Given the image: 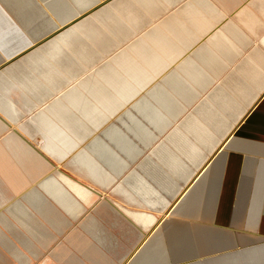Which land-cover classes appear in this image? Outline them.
<instances>
[{
  "label": "rangeland",
  "instance_id": "obj_1",
  "mask_svg": "<svg viewBox=\"0 0 264 264\" xmlns=\"http://www.w3.org/2000/svg\"><path fill=\"white\" fill-rule=\"evenodd\" d=\"M197 1L214 4L224 17L171 58L166 53L175 39L163 41L167 29L160 28ZM253 1L0 0V118L17 121L22 137L67 180L101 193L93 204L111 206L109 199L124 208H113L118 215L139 225L145 224V215L126 209L171 217L170 209L157 210L183 185L188 158L208 151L206 143L223 134L253 92L243 70L263 44L237 20L248 6L263 24L257 36L264 34V17ZM221 30L229 41L211 48L214 34L223 36ZM0 131L10 130L0 126ZM217 155L218 150L207 165ZM46 170L28 191L43 196L41 208L12 207L1 194L0 250L6 258H24L27 240L38 243L45 229L54 231L49 223L58 218L46 213L47 194L57 200L66 193L61 197L67 207L91 205L62 178H49L57 175L55 169ZM256 178L255 173L252 180ZM186 189L171 207L183 200ZM71 192L82 202L70 200ZM203 209L194 206L192 214ZM148 221L146 229L152 225ZM250 239L244 241L247 248Z\"/></svg>",
  "mask_w": 264,
  "mask_h": 264
},
{
  "label": "crops",
  "instance_id": "obj_2",
  "mask_svg": "<svg viewBox=\"0 0 264 264\" xmlns=\"http://www.w3.org/2000/svg\"><path fill=\"white\" fill-rule=\"evenodd\" d=\"M253 3L264 17V0ZM223 17L224 10L214 4L198 1L188 4L160 28L167 29L163 32V41L175 39V46H169L166 55L173 58L183 45L211 30ZM237 20L263 44L262 50L252 55L248 67L243 70L245 76L249 75L253 92L230 122L232 128L224 129L215 141L210 139L206 143H209L207 152L201 150L195 153L197 156L189 155L185 180L173 197L175 199L187 188L183 200L171 207L174 199H160L157 214L170 209L171 217H153L126 209L131 215H145L146 220H152L149 229L144 228L146 220L145 224L140 222L139 225L118 215L113 208L119 211V204L109 199L107 202L111 206L93 204L94 196H101L97 191L86 190L67 180L63 173L59 174V169L47 155L17 131L14 126L17 121L0 118V126L10 130L0 131V197L3 194L12 207L19 204L27 211L32 205L41 208L45 205L43 196L28 191L47 175L46 169L53 168L58 176L51 174L49 178H62L91 203L84 210L77 205L68 208L61 197L66 193L58 194L57 200L47 194L50 208L46 213L58 218L57 223H49L54 231L45 229L44 241L27 240L23 244L28 253H23L24 258L12 254L13 259L6 258L0 250V264H264V79L259 83L264 76V34L257 36L263 24L248 6L238 14ZM219 33L223 36L214 34L212 39L216 38V41L210 43L211 48L229 41L222 30ZM48 51L52 52V49ZM247 91L249 93L250 89ZM259 97L260 101L239 129L241 135L232 138L230 132ZM42 149L50 153L45 144ZM217 150L215 166L211 167L207 162ZM255 173L257 178L253 181ZM189 181L192 184H188ZM204 194L209 197L207 202H203ZM68 198L82 202L74 192ZM194 206L199 207V211L204 207L202 214L199 211V214H192ZM42 216L46 218V214ZM247 237L251 238V248L244 242ZM228 242H233V246Z\"/></svg>",
  "mask_w": 264,
  "mask_h": 264
},
{
  "label": "water",
  "instance_id": "obj_3",
  "mask_svg": "<svg viewBox=\"0 0 264 264\" xmlns=\"http://www.w3.org/2000/svg\"><path fill=\"white\" fill-rule=\"evenodd\" d=\"M59 28H56V30H58ZM56 30H54L53 32H56ZM52 32V33H53ZM42 37V36H41ZM44 37V36H43ZM40 40V39H39ZM241 135V133H240V130H238L234 135H233V137H238V136H240ZM232 137V138H233ZM228 154V153H227ZM214 165V163L213 164H211V167ZM215 166V165H214ZM99 194V193H98ZM100 195V194H99Z\"/></svg>",
  "mask_w": 264,
  "mask_h": 264
},
{
  "label": "bare ground",
  "instance_id": "obj_4",
  "mask_svg": "<svg viewBox=\"0 0 264 264\" xmlns=\"http://www.w3.org/2000/svg\"><path fill=\"white\" fill-rule=\"evenodd\" d=\"M54 171H56V170H54ZM177 190H174L173 192H176ZM165 212V211H164ZM163 211H160L159 213H164Z\"/></svg>",
  "mask_w": 264,
  "mask_h": 264
}]
</instances>
